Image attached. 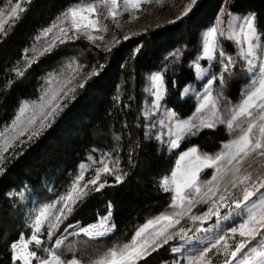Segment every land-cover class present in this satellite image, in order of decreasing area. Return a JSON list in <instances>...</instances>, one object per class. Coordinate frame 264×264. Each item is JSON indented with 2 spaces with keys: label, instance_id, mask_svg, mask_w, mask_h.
Wrapping results in <instances>:
<instances>
[{
  "label": "snow or ice",
  "instance_id": "obj_1",
  "mask_svg": "<svg viewBox=\"0 0 264 264\" xmlns=\"http://www.w3.org/2000/svg\"><path fill=\"white\" fill-rule=\"evenodd\" d=\"M31 2L0 0V41L29 11ZM152 3L153 0H78L36 31L31 45L24 47L10 66L15 78L8 79L5 88L22 80L41 57L65 58L56 68L43 73L34 97L18 99L10 122L0 127V176L7 174L8 164L43 135L77 98L79 90L104 68V64L84 62L79 53L66 55L62 49L84 39L111 52V44L100 43L109 31L108 18L119 27L118 17L127 12L129 20L135 19L138 10ZM155 3L163 6L164 0ZM200 8L198 0H184L166 22L191 19ZM147 30L145 27L141 31ZM135 34L129 32L128 36ZM113 42L119 41L113 37ZM189 44L191 41L173 48L163 68L146 74V95L136 117L144 143L139 138L124 142L127 121L120 131L112 129L106 147L93 148L75 165L65 191L51 199L34 201L33 207L23 213L30 235L21 233L19 239L10 243V264H147L151 255L169 241L173 243L168 250L174 255L160 260V264H264V16L239 9L236 0H220L198 42L190 50ZM227 44H231V51ZM144 48L146 44H138L132 57L143 55ZM186 51L194 53L188 66L199 82V90L191 82L181 87L175 73L171 78L166 76L169 64L174 68L179 65ZM240 77L247 82L239 85V96L233 101L225 90L230 81ZM193 96L194 109L181 115L179 109ZM114 99L121 103L119 86ZM218 125L224 126L229 138L221 141L217 151H202L196 144L179 150L184 140ZM152 142L178 151L174 167L158 178L159 190L169 194L164 210L138 224L130 239L114 243L87 260L76 254L74 245L78 241L67 245L70 257L62 255L60 249L69 236L83 235L99 241L114 233L111 200L104 213H97L92 222L81 223L73 214L87 206L93 194L126 181L129 173L121 155L125 147L128 164L132 165L138 153ZM18 147L20 151L16 150ZM205 169L211 174L201 179ZM47 191L55 193V186L47 187ZM30 195L27 184L9 191L6 196L16 201L9 207L20 210ZM223 207L228 211L222 214ZM213 216L217 229L221 220L231 219V226L209 235L211 226L205 228L204 222Z\"/></svg>",
  "mask_w": 264,
  "mask_h": 264
},
{
  "label": "trees",
  "instance_id": "obj_2",
  "mask_svg": "<svg viewBox=\"0 0 264 264\" xmlns=\"http://www.w3.org/2000/svg\"><path fill=\"white\" fill-rule=\"evenodd\" d=\"M77 2L78 0H32L29 11L10 29L8 37L0 41V127L5 122H10L18 99L34 97L43 73L56 68L65 57H41L22 80L5 88L7 80L15 78L14 73L9 71L10 66L19 59L22 49L31 45L32 37L39 28L51 23L59 11ZM219 2L220 0H198L201 8L195 17L175 24L164 22L128 39H121L111 48V52L102 51L84 39L73 41L62 49L66 55L79 53L84 62L89 65L104 64V68L100 70L99 76L93 77L84 89L79 90L77 98L69 103L51 127L24 147L22 154L8 164L7 174L0 176V264H10L9 245L13 240L19 239L21 233L30 235V228L23 214L27 206L24 204L20 210H13L9 205L16 201L9 199L6 193L27 184L31 195L38 200L59 195L65 191L69 174L75 165L93 148L106 147L111 140L112 129L120 131L124 121L129 125L124 129V142L130 138H139L144 143L143 130L137 127L136 117L146 95L143 91L146 74L155 71L157 67L163 68L165 58L173 48L191 41L190 50L198 42L201 30L212 19ZM236 3L241 10L250 9L264 16V0H236ZM162 36L166 39L162 40ZM141 43L146 44L143 55L132 57V51ZM226 46L232 50L231 44ZM192 55L194 53L186 51L179 65L175 68L172 64L168 66L166 76L171 78L175 73L181 87L184 83H195L194 74L188 66ZM246 82L243 77L230 81L225 90L226 95L235 101L239 96V85ZM117 86L120 89L121 103L114 99ZM172 92L170 88V93ZM129 97L132 99L129 100ZM194 107L187 100L179 111L181 115H188ZM228 138L229 133L224 126L218 125L215 129H203L198 135L184 140L179 150L183 151L189 144H196L202 151L215 152L221 146V141ZM16 150L20 151V148ZM121 155L122 163L129 173L126 181L107 186L99 194H93L87 206L73 214L81 223L92 222L97 213H104L107 202L111 200L116 225L114 233L99 241L88 240L83 235L69 236L65 246L60 249L65 257L71 255L67 251V245L78 241L74 245L76 254L87 260L114 243L130 239L138 224L164 210L169 194L159 190L158 178L174 167L178 151L168 153L166 148L152 142L138 153L132 165L128 164L126 147ZM53 185L55 193L48 192L47 187ZM71 221L70 217L69 222ZM45 243L49 242L45 239ZM166 248L168 247L153 253L147 264H160L162 259H171L173 256Z\"/></svg>",
  "mask_w": 264,
  "mask_h": 264
},
{
  "label": "rangeland",
  "instance_id": "obj_3",
  "mask_svg": "<svg viewBox=\"0 0 264 264\" xmlns=\"http://www.w3.org/2000/svg\"><path fill=\"white\" fill-rule=\"evenodd\" d=\"M183 2L184 0H164L163 6H161L160 4L155 3V0H153L152 4L145 5L142 10H138L139 15L135 19L129 20L128 19L129 14L127 12H125L121 17H118L117 19L119 21V25H120L119 27H117L116 24L112 22V18L109 17L107 21V23L109 24V31L104 34L105 40L100 43L111 44V48H112L113 46L117 44L113 42V37H115L117 41H120L121 39H123V37L128 36L129 32L140 34V33L145 32V31H141L145 27H148V30H149L150 28H153V27H150V25H160L166 21H170L172 19V15L177 12L178 6L182 5ZM131 36L133 35L128 36V38ZM98 49L105 51L103 47H100ZM202 63H204L205 66L207 67V64L205 61H202ZM193 86L197 90H199V82L196 80V78H195V83H193ZM188 101H190L192 104L195 105L196 97L193 96ZM171 152H174V150L173 151L168 150V153H171ZM210 174H211L210 170L205 169L204 174H202L201 176V179L207 178V176ZM36 200L38 199H36L34 196L32 195L29 196L28 201L25 202V206H27L26 211L33 207V202ZM197 207L200 208L201 206L198 205ZM201 210L203 209L201 208ZM220 211L223 214L227 212L228 209L227 207H223L220 209ZM231 223H232L231 219L227 221L221 220L219 229H223L224 227L231 226ZM209 226H211L209 235L211 234V231L219 230L217 229V226H216L215 216H213L211 219L204 222L205 228H209ZM172 243H173L172 241H169V244L163 246L162 248L167 246L168 248L166 249H169ZM170 254L172 256L174 255L171 252Z\"/></svg>",
  "mask_w": 264,
  "mask_h": 264
}]
</instances>
